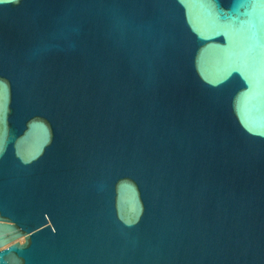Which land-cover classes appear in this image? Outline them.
Returning <instances> with one entry per match:
<instances>
[{"label":"water","instance_id":"obj_1","mask_svg":"<svg viewBox=\"0 0 264 264\" xmlns=\"http://www.w3.org/2000/svg\"><path fill=\"white\" fill-rule=\"evenodd\" d=\"M261 46L258 0H0V264H264Z\"/></svg>","mask_w":264,"mask_h":264},{"label":"snow or ice","instance_id":"obj_2","mask_svg":"<svg viewBox=\"0 0 264 264\" xmlns=\"http://www.w3.org/2000/svg\"><path fill=\"white\" fill-rule=\"evenodd\" d=\"M258 3L264 5V0H258ZM250 6L254 8L255 7V4H251ZM261 47L264 48V46H261ZM255 48H256V45L255 44L250 45L249 46V51L252 52V51L255 50ZM256 55L257 56H262V55H264V51H258V52H256ZM0 120H2V116H0ZM3 147H4L3 140L0 139V151L3 150Z\"/></svg>","mask_w":264,"mask_h":264}]
</instances>
